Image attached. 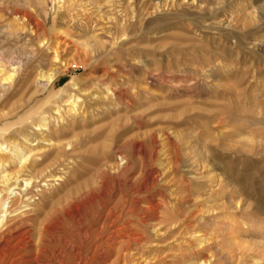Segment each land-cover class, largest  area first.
Listing matches in <instances>:
<instances>
[{
  "label": "rangeland",
  "instance_id": "obj_1",
  "mask_svg": "<svg viewBox=\"0 0 264 264\" xmlns=\"http://www.w3.org/2000/svg\"><path fill=\"white\" fill-rule=\"evenodd\" d=\"M0 82V264H264V0H0Z\"/></svg>",
  "mask_w": 264,
  "mask_h": 264
},
{
  "label": "bare ground",
  "instance_id": "obj_2",
  "mask_svg": "<svg viewBox=\"0 0 264 264\" xmlns=\"http://www.w3.org/2000/svg\"><path fill=\"white\" fill-rule=\"evenodd\" d=\"M19 13V12H18ZM24 14L26 15L27 13L26 12H24ZM23 14V15H24ZM22 15V14H21ZM34 17V16H33ZM36 28V27H35ZM55 52H57V55H58V51H57V48H56V51ZM57 58H59V55L57 56ZM16 64V63H15ZM14 66V65H13ZM16 66V65H15ZM11 70H13V69H11ZM14 72L13 73H11L7 78H11V77H13L14 75L16 76V74L15 73H17L18 71H19V68H14V70H13ZM51 71V70H50ZM19 73H20V71H19ZM18 73V74H19ZM57 73H58V71H56L55 70V72H54V70L52 71V72H50V73H46V74H42L41 75V77L38 79V81H37V83H38V86L40 85V86H42L43 88H45V89H49V85L50 84H52L53 82H54V80H55V78H56V76H57ZM15 78V77H14ZM6 79V78H5ZM2 81V80H1ZM6 85V84H5ZM3 83H1L0 82V92L1 93H3V92H5V90L7 89L6 88V86H5ZM6 93V92H5ZM9 113V112H8ZM7 113V114H8ZM1 114V113H0ZM2 115V114H1ZM3 116V115H2ZM1 117V116H0ZM45 125V124H44ZM19 144V143H18ZM20 145H21V142H20ZM17 147V146H16ZM23 147V146H22ZM20 148V147H19ZM18 148V149H19ZM26 148V147H25ZM22 149V148H21ZM32 150V149H31ZM15 151H17L19 154L20 153H23L24 152V154H25V151H18V150H15ZM18 154V155H19ZM24 154L21 156V158L23 159L24 158ZM27 154V153H26ZM15 157V156H14ZM17 157V156H16ZM15 157V158H16ZM0 160L2 161V163H4L5 161H7L5 158H3L2 156H1V158H0ZM24 161V160H23ZM24 165V164H23ZM22 168V167H21ZM18 172V171H17ZM19 173V172H18ZM105 173V172H104ZM10 174V173H9ZM16 174V173H15ZM21 174V173H20ZM20 174H18V176H14V175H12V176H14V177H17V179L15 180V183L14 184H17L16 182H19L18 181V178H19V176H20ZM6 176V175H5ZM12 176H11V178H12ZM4 177V176H3ZM5 178V177H4ZM8 178V177H7ZM10 177L7 179V180H10L11 179ZM13 182V181H12ZM27 182H29V181H27ZM9 183V182H8ZM11 183V182H10ZM13 184V183H12ZM13 184V185H14ZM9 188H11V187H9ZM13 189H16V187H12ZM12 190V189H11ZM96 190V189H95ZM15 191V190H14ZM86 192V191H85ZM95 192V191H94ZM121 192V191H120ZM1 193V192H0ZM83 194V193H82ZM89 194V193H88ZM113 194V193H112ZM111 194V195H112ZM87 195V194H86ZM80 196V195H79ZM83 196H85V195H83ZM104 198L106 199V200H108L107 198L110 196V193H108V192H105L104 193ZM115 196V195H114ZM77 198H78V196H76ZM81 197L82 196H80V199H81ZM130 197V196H129ZM75 198H73L72 200H74ZM82 199H83V197H82ZM76 201H78V200H76ZM75 202V201H74ZM79 202V201H78ZM133 202V201H132ZM75 203H77V202H75ZM84 203V202H83ZM82 203V204H83ZM103 203V205H105V213L103 212L102 213V215H101V217H100V219H99V222H100V225H96L97 226V228H96V231H97V237L93 240V241H90V239H89V242H90V244L88 245L89 247H92V246H94L95 248H98V247H100L101 245H103L104 243L106 244L109 240H108V238H107V236H109L108 235V233H109V231H110V233L109 234H112L111 235V237L112 236H114V235H118V236H120L119 234L121 233V235H123V237H125L126 239L129 237L128 236V231L129 230H127V226H126V224H124L123 222H121L122 221V218H121V216L119 215V216H117V215H114V213H113V209H112V206L111 205H108L107 203H108V201L105 203V200L102 202ZM140 204V203H139ZM113 205V204H112ZM115 205V204H114ZM118 205V204H117ZM124 205V204H123ZM84 206H86V204H84ZM125 206V205H124ZM104 207V206H103ZM115 208V207H114ZM83 209V208H82ZM124 209V208H123ZM122 211V210H121ZM135 211V210H134ZM80 212V211H79ZM115 212V211H114ZM81 214V217H82V213H80ZM121 214H123V213H121ZM98 216V215H97ZM125 221V220H124ZM142 221V220H141ZM126 223H127V221H126ZM128 225H129V222H128ZM131 225V224H130ZM95 226V225H94ZM131 227V226H130ZM93 228V227H92ZM130 229V228H129ZM85 230H88L87 228L85 229ZM129 233H131V231L129 232ZM132 234H134V232L133 233H131V235ZM133 236V235H132ZM131 236V237H132ZM115 237V236H114ZM121 237V236H120ZM130 237V238H131ZM113 238V237H112ZM119 238V237H118ZM110 239V238H109ZM112 240V239H111ZM116 240H118V239H116ZM129 240V239H128ZM133 240V239H132ZM138 240V239H137ZM119 241V240H118ZM118 241H116V242H118ZM130 241V240H129ZM85 242H86V240H85ZM122 242V241H121ZM125 242V241H124ZM88 243V242H87ZM114 243L115 242H113V246H114ZM126 243V242H125ZM128 243V242H127ZM109 244H111V243H109ZM116 244V243H115ZM125 245V244H124ZM83 246H84V243H83ZM106 246V245H105ZM107 246H108V244H107ZM116 246V245H115ZM114 246V247H115ZM114 247L112 248V250L114 249ZM116 247H118V246H116ZM115 247V248H116ZM120 247V246H119ZM74 248V247H73ZM84 248V247H83ZM87 248V247H86ZM95 248H94V250H95ZM103 248V247H102ZM107 249H108V247H106ZM105 248V249H106ZM110 248V247H109ZM87 249H89V248H87ZM106 249V250H107ZM117 249V248H116ZM115 249V250H116ZM90 250V249H89ZM97 251V250H96ZM72 252H74V251H72ZM84 252V251H83ZM79 253V252H78ZM77 253V254H78ZM91 253H92V251H91ZM90 253V254H91ZM95 253V252H94ZM107 253V252H106ZM105 253V254H106ZM75 254V253H74ZM82 255V257L84 256L83 255V253H81ZM109 254V253H108ZM76 255V254H75ZM102 257V256H101ZM81 258V257H80ZM79 262V261H78ZM81 263V262H80ZM79 264V263H78Z\"/></svg>",
  "mask_w": 264,
  "mask_h": 264
}]
</instances>
